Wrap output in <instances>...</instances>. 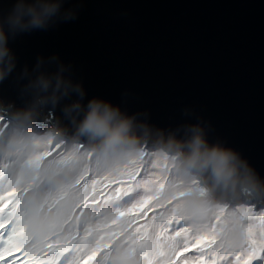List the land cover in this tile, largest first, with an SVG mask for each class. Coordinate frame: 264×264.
I'll return each mask as SVG.
<instances>
[{
	"label": "water",
	"instance_id": "95a60500",
	"mask_svg": "<svg viewBox=\"0 0 264 264\" xmlns=\"http://www.w3.org/2000/svg\"><path fill=\"white\" fill-rule=\"evenodd\" d=\"M15 2L0 0V21ZM43 2L60 3L44 28L8 33L0 109L68 138L101 100L146 130L144 145L184 153L198 129L244 162L237 188L264 198V0Z\"/></svg>",
	"mask_w": 264,
	"mask_h": 264
},
{
	"label": "snow or ice",
	"instance_id": "6c2138e0",
	"mask_svg": "<svg viewBox=\"0 0 264 264\" xmlns=\"http://www.w3.org/2000/svg\"><path fill=\"white\" fill-rule=\"evenodd\" d=\"M25 132L0 109L6 185L0 190V264H64L61 258L73 250L71 264H104L121 242L129 249L127 264H136L133 254L147 264H264V227L257 235L243 223L257 215L264 223V204L257 207L252 189L213 204L197 177L178 171L171 156L151 144L104 166L84 142L35 131L25 138ZM13 135L20 139L9 143ZM118 140L113 137L105 152ZM129 196L124 206L117 204ZM108 208L115 211L101 234L96 221ZM229 209L232 219L221 226Z\"/></svg>",
	"mask_w": 264,
	"mask_h": 264
},
{
	"label": "clouds",
	"instance_id": "9594fccd",
	"mask_svg": "<svg viewBox=\"0 0 264 264\" xmlns=\"http://www.w3.org/2000/svg\"><path fill=\"white\" fill-rule=\"evenodd\" d=\"M60 8V3H46L43 0H16L11 12L5 21H0V80L11 72L14 67L13 57L8 48V33L12 34L28 32L45 27L46 21L55 15ZM7 26V30H6ZM44 87L48 82L43 81ZM197 135L188 145L190 152L184 153L180 142L170 140L163 149L174 160L181 173H188L197 177L202 184V191L207 198L214 201L232 199L245 194V188H237L241 182L239 169L244 163L231 150L219 147L208 148L199 130ZM34 135L31 130H26L25 138ZM43 136L56 140H64L60 130H48ZM146 130L138 132L133 119L123 116L118 108L110 103L93 99L88 104V111L79 123L77 134L71 142H83L95 152L102 161V165L111 166L122 162L125 158L137 154L145 143ZM118 137V143L114 150H108L105 158V150L109 141ZM20 137L15 135L8 138L9 143H16ZM20 146V145H18ZM29 143V147H30ZM4 145L0 144V150ZM208 172V176L204 172Z\"/></svg>",
	"mask_w": 264,
	"mask_h": 264
},
{
	"label": "rangeland",
	"instance_id": "374dc122",
	"mask_svg": "<svg viewBox=\"0 0 264 264\" xmlns=\"http://www.w3.org/2000/svg\"><path fill=\"white\" fill-rule=\"evenodd\" d=\"M48 122L46 121V124H47ZM49 126V123L47 124V127ZM24 129H26L24 126H22ZM27 130V129H26ZM38 131H37V133H44V132H47L48 130H45V128H39V129H37ZM49 130H56L54 127H53V129H49ZM33 132V131H32ZM66 140H69V141H71L72 140V136H68V138L67 137H64ZM104 155H105V158H107V155H108V153L107 152H105L104 153ZM159 160H160V168L158 169V170H162V168H163V164H164V160H163V157H160L159 158ZM121 167L123 166V164L121 163V165H120ZM62 177H60L59 175H57V177H56V179L57 180H59V179H61ZM4 180H5V177L4 176H0V190H3L4 188H5V183H4ZM131 200V197L129 196V197H124V198H122L120 201H118L117 202V204L119 205V206H124L126 203H128V201H130ZM254 200H255V202H256V205H257V207H259L261 204H264V198H262V197H260V198H258V197H254ZM217 203H220V201H214L213 202V204H217ZM115 211V209L114 208H108V210H107V212L106 213H104L100 218H99V220L98 221H96V223H98L99 225H101V224H104L105 222L107 223L108 222V224H111V213H113ZM218 211V210H217ZM230 212H231V210L229 209L225 214H224V216L222 217V220H221V226H226L227 225V222H228V220H230V219H232V217H231V215H230ZM240 215H243V213H240ZM54 217H55V209H53V212L51 213V214H49V220H52V219H54ZM93 219L94 220H96V218L95 217H93ZM243 223L245 224V226H247L249 223L251 224V226H252V229H253V232L255 233V234H257V235H259V233H260V230H261V228L262 227H264V223H262V221H261V218L257 215L256 216V218L255 219H253V220H251V221H248V220H244L243 221ZM96 227V224H93V228H95ZM114 228H115V226H113ZM99 230L101 231V234H103L104 233V231H105V229H104V225L103 226H100L99 227ZM238 235V234H237ZM153 243V238L151 237V235H149V238H148V247H151V244ZM121 244H123V242H121ZM119 247H121V245H119ZM116 253H115V255H113V256H116V255H118L119 256V252H118V250H116L115 251ZM76 255H77V253L73 250L72 251V256H67L66 254L61 258L62 260H63V262H64V264H71V262L76 258ZM106 257V256H105ZM133 259L135 260V262H136V264H147V262L145 261V260H141V258L139 257V256H135L134 254H133ZM104 260H105V258H104ZM106 264H116V262H115V260L113 259V257H112V259L110 260V262H108V263H106ZM255 264H260V262H255Z\"/></svg>",
	"mask_w": 264,
	"mask_h": 264
},
{
	"label": "trees",
	"instance_id": "16d2710c",
	"mask_svg": "<svg viewBox=\"0 0 264 264\" xmlns=\"http://www.w3.org/2000/svg\"><path fill=\"white\" fill-rule=\"evenodd\" d=\"M55 129H57V128L55 127ZM122 223H123V221H122ZM104 224H101L99 226H103ZM119 245H121V247H119ZM119 245L117 246L118 252L120 253L119 256L118 255L113 256V255H115L116 250L112 251L109 255H107L105 257L104 264L110 262L112 257L115 260L116 264H127V257L129 255V249L127 246H123V244H121V243Z\"/></svg>",
	"mask_w": 264,
	"mask_h": 264
},
{
	"label": "bare ground",
	"instance_id": "6f19581e",
	"mask_svg": "<svg viewBox=\"0 0 264 264\" xmlns=\"http://www.w3.org/2000/svg\"><path fill=\"white\" fill-rule=\"evenodd\" d=\"M48 124V123H47ZM49 127V126H48Z\"/></svg>",
	"mask_w": 264,
	"mask_h": 264
}]
</instances>
